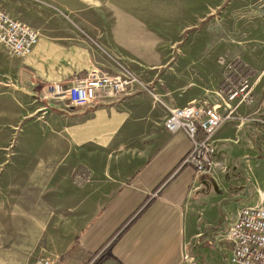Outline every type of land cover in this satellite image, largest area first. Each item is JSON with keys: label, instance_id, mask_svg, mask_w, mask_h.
<instances>
[{"label": "crops", "instance_id": "1", "mask_svg": "<svg viewBox=\"0 0 264 264\" xmlns=\"http://www.w3.org/2000/svg\"><path fill=\"white\" fill-rule=\"evenodd\" d=\"M44 1L82 28L62 35L72 45L40 38L25 59L0 50V264H228V220L264 168V129L238 120L264 116V0ZM236 57L256 104L217 133L223 170L197 175L181 168L192 143L167 130L169 109L224 107L219 61ZM129 68L159 102L139 92L77 108L50 92Z\"/></svg>", "mask_w": 264, "mask_h": 264}, {"label": "built area", "instance_id": "2", "mask_svg": "<svg viewBox=\"0 0 264 264\" xmlns=\"http://www.w3.org/2000/svg\"><path fill=\"white\" fill-rule=\"evenodd\" d=\"M40 33L32 26L19 21L0 6V47L14 58L25 59L31 56L39 43ZM219 63L224 70L221 93L225 106L193 103L182 108L169 109L165 126L170 133L183 131L192 146L184 157L181 168L192 169L197 175H214L223 165L214 159L215 137L221 128L236 119L240 107H253L256 104V82L243 61L236 57L222 58ZM50 92L64 96L69 104L85 108L108 97L121 98L139 92L150 93L159 102L157 88L142 74L127 69L123 73L110 75L93 72L86 79L77 81L67 89L54 85ZM240 125L256 124L264 129V116L258 111L246 117H238ZM88 180V178H86ZM225 236L231 245L228 264H264V203L257 206H244L238 216L228 220ZM213 244L212 240H207ZM201 241L198 242L200 244ZM188 258V256H185ZM40 264H54L43 260Z\"/></svg>", "mask_w": 264, "mask_h": 264}, {"label": "rangeland", "instance_id": "3", "mask_svg": "<svg viewBox=\"0 0 264 264\" xmlns=\"http://www.w3.org/2000/svg\"><path fill=\"white\" fill-rule=\"evenodd\" d=\"M144 1H147L148 3H163L165 1L173 3L179 2L181 0ZM0 3H2L3 6L7 9L11 17L32 26L40 33V38H44L49 41L72 45L74 44L75 40L62 37V35H66L69 31L77 30V28H82V23H78L72 20V16H70L66 12L60 13L58 7L46 5L44 0H0ZM0 50L4 52V54H6L8 57H10L2 47H0ZM10 60L14 61L12 59ZM134 72L142 74L139 71ZM1 74L2 73H0V81H6V79L3 78ZM15 76L16 75H12V78H16ZM8 105L9 101H7V98L6 100L2 99V101H0L1 109ZM5 142L6 141H0V144ZM12 143L15 142H11L10 145H4L7 148V151L4 153V157L7 158L6 164L10 163V160L15 155V145ZM0 156H2L3 158L2 151L0 152ZM4 165H2L1 172H3V170L5 169ZM246 201H248L246 203V206H257L264 203V168L262 170H256L253 173L252 180L250 181L249 196ZM233 208L234 210H237V205H234Z\"/></svg>", "mask_w": 264, "mask_h": 264}, {"label": "bare ground", "instance_id": "4", "mask_svg": "<svg viewBox=\"0 0 264 264\" xmlns=\"http://www.w3.org/2000/svg\"><path fill=\"white\" fill-rule=\"evenodd\" d=\"M38 44H39V43H38ZM38 44H37V45H38ZM36 47H37V46H36ZM33 53H34V52H33Z\"/></svg>", "mask_w": 264, "mask_h": 264}]
</instances>
